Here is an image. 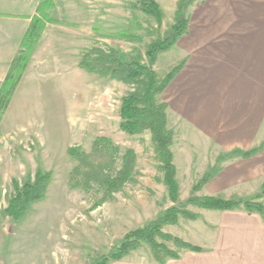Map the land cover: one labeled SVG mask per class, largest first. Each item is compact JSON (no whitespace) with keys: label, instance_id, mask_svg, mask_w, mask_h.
<instances>
[{"label":"crops","instance_id":"1","mask_svg":"<svg viewBox=\"0 0 264 264\" xmlns=\"http://www.w3.org/2000/svg\"><path fill=\"white\" fill-rule=\"evenodd\" d=\"M52 1L54 8L49 15L62 25L47 26L31 57L0 125V139L7 144L26 147V142L34 139L41 144L42 129L49 122L43 126L29 119V113L41 111L43 98H64L68 102L70 98H81L77 105L83 104L84 113L97 120L92 127L76 124L71 140L85 129H98L108 135L113 118L121 125L124 83L112 75L82 68L81 62L92 49L116 51L125 60L135 56L116 46L92 48L90 28L82 24L108 21L106 6H136L139 0ZM154 1L164 14L163 24L169 22L172 27L179 0ZM41 3L42 0H0V89ZM96 7L99 9L91 10ZM111 14L121 15L116 11ZM187 17V33L174 48L159 54L155 64L160 81L180 68L158 98L168 106L180 201L191 197L193 188L212 171L213 178L195 196L233 200L255 195L264 185V0H197ZM111 40L136 45L118 35ZM144 57L136 61L145 63ZM161 71L163 77L159 75ZM75 107L76 104L69 116L63 115L65 132H72L67 120L74 123ZM139 135L142 134L130 136ZM250 152L253 154L249 157L241 155ZM136 176L135 171L134 179ZM196 208L200 218L193 223L207 221L209 228L200 230H209L210 239L205 246H197L202 253L181 251V260L166 264H264V220L260 215ZM131 255L111 264H126L124 261ZM82 258L84 254L77 264H88ZM147 264L158 263L153 257Z\"/></svg>","mask_w":264,"mask_h":264},{"label":"rangeland","instance_id":"2","mask_svg":"<svg viewBox=\"0 0 264 264\" xmlns=\"http://www.w3.org/2000/svg\"><path fill=\"white\" fill-rule=\"evenodd\" d=\"M190 7L186 12L187 16ZM97 9L99 7L91 8ZM104 10H107L106 16H110L108 21L82 24L83 27L90 28L92 48L97 45L116 46L127 55L135 56L130 60L143 59L147 47L165 38L172 28L169 22L164 25L163 20L159 26L154 17L146 16L133 5L106 6ZM114 11L121 15L113 16L111 12ZM69 26L75 29L79 27ZM122 33L141 39L139 42L134 41L136 45L121 42L116 44L111 40ZM144 61L146 62L145 57ZM159 75L163 77L162 71ZM137 91L143 92V86H127L125 83L122 85L123 96ZM79 101L81 98H70V102L64 98L41 99V111L35 115L29 113V119L34 118L37 123L42 122L43 126L49 122V126L42 129L41 144L34 137V145L29 141L26 142V147H18L15 143L7 144L0 139V264H77L82 254L83 262L92 263L98 256L100 258L113 246L119 245L127 233L157 220L173 206L168 190L163 185L161 164L148 132L144 131L142 135L132 137L124 133L113 118L108 135L99 133L98 129H85L84 132L75 134L71 140V134L78 127L76 124L92 127L97 122L84 113L83 104L77 105ZM75 104L72 118L75 125L67 120V126H72V132L69 129L65 132L61 124L66 119L63 115L69 116ZM114 105L111 107L113 110ZM98 137L109 138L120 150L110 173L112 176L122 169L127 151L133 150L136 153V179L133 174V180L121 191L108 197L105 203H101L105 197V188L98 184L93 183L88 189H72L69 186L70 174L77 165L68 155L69 148L78 147L89 153ZM38 171L52 175L45 198L32 204L25 217L16 221L7 211L11 200L17 196L15 186L17 184L22 188L27 181H34ZM262 200L260 202L263 203ZM188 209L198 214L196 207L189 206ZM208 226L210 224L207 221L193 223L181 218L178 225L164 227V232L194 246H205L211 232L200 229H207ZM164 243L182 253L173 242ZM151 261L152 251L143 243L124 262L147 264Z\"/></svg>","mask_w":264,"mask_h":264},{"label":"trees","instance_id":"3","mask_svg":"<svg viewBox=\"0 0 264 264\" xmlns=\"http://www.w3.org/2000/svg\"><path fill=\"white\" fill-rule=\"evenodd\" d=\"M197 0H179L175 15V24L165 38L149 45L146 52V62L125 60L116 51L106 52L102 49H92L85 55L81 67L89 71H98L102 75H112L126 85H142L143 92L126 95L122 99L120 111V129L129 135L149 131L160 170L164 174L163 183L166 186L173 206L167 209L157 220L149 222L141 229L127 233L119 245L113 246L110 251L102 255L94 264H111L120 262L138 251L143 243L147 244L158 264H166L169 260H181L179 251L169 248L164 242H173L180 251L202 253V249L180 238L164 232L166 226H176L181 218L197 221L200 216L192 213L188 207L200 209L235 212L244 210L258 214L264 220V185L255 195L233 200H224L215 197H197L198 192L214 176L215 171L206 175L194 188L193 195L181 202L179 185L176 180V167L173 163V132L168 129L167 104L159 102V96L165 91L175 74L177 68L164 80L158 79L155 64L159 54L175 47L178 40L187 33L189 20L186 12ZM136 7L144 14L154 17L159 26L162 25L164 14L160 5L154 0H139ZM54 8L52 0H42L37 15L31 18V23L21 44L19 55L12 62L8 75L0 89V125L8 107L20 85V82L30 64L31 57L38 46L40 39L49 24L62 25L54 21L49 12ZM69 26V25H68ZM119 38L139 42L140 39L127 33ZM120 150L112 140L107 137H98L92 146L91 152H83L78 147L68 150V155L76 161L77 165L70 174L69 186L72 189H88L95 183L105 188V197L101 203L114 193L121 191L127 183L133 180L136 164V153L127 151L123 158L122 169L112 176L111 170L116 164ZM253 152L241 153L249 157ZM52 179L51 174L38 171L34 181H27L22 188L16 184L17 196L11 200L8 214L19 221L25 217L32 204L43 201Z\"/></svg>","mask_w":264,"mask_h":264}]
</instances>
